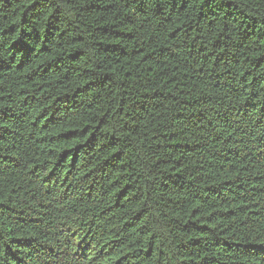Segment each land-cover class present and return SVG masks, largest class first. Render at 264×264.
<instances>
[{
  "label": "trees",
  "instance_id": "1",
  "mask_svg": "<svg viewBox=\"0 0 264 264\" xmlns=\"http://www.w3.org/2000/svg\"><path fill=\"white\" fill-rule=\"evenodd\" d=\"M0 264H264V0H0Z\"/></svg>",
  "mask_w": 264,
  "mask_h": 264
}]
</instances>
